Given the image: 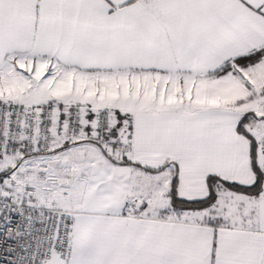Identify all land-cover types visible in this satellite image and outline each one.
I'll list each match as a JSON object with an SVG mask.
<instances>
[{
	"label": "snow or ice",
	"instance_id": "obj_1",
	"mask_svg": "<svg viewBox=\"0 0 264 264\" xmlns=\"http://www.w3.org/2000/svg\"><path fill=\"white\" fill-rule=\"evenodd\" d=\"M0 264H264V0H0Z\"/></svg>",
	"mask_w": 264,
	"mask_h": 264
}]
</instances>
